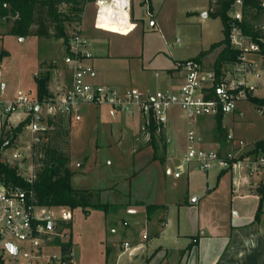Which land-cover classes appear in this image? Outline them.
Instances as JSON below:
<instances>
[{"label": "rangeland", "instance_id": "obj_1", "mask_svg": "<svg viewBox=\"0 0 264 264\" xmlns=\"http://www.w3.org/2000/svg\"><path fill=\"white\" fill-rule=\"evenodd\" d=\"M133 1L138 15L144 17L140 27L128 35L110 34L112 61H107L109 65L106 73L112 79L120 81L117 85L126 84L152 90L163 88L164 86L158 84L153 69L159 65L162 58L169 61L171 57L182 59L195 57L200 51L208 49L224 37L222 20L208 14L209 0H151L153 8L151 17L145 13L144 0ZM94 16L95 8L89 3L84 19L85 33L92 28ZM246 19L264 28V13L257 18L251 19L247 16ZM81 22L82 20L80 25ZM75 24L76 22L73 23ZM12 25V21L0 20V51L5 50L8 53L0 62V69L2 80L9 92L22 88L31 95H36L35 76L46 71L41 68L42 64L49 68L50 81L55 70L60 74L62 83L69 81L70 73L52 64L54 59L60 62L66 53L62 38L36 35L22 37L8 33ZM51 31H55L53 25ZM176 39H179L180 43H174ZM125 54L133 57L118 58V55ZM215 54L214 50L208 58H213ZM252 57L259 60L261 68L260 77H252L250 80L252 85H257L253 96L264 98V56L253 54ZM142 73L148 77L146 84L137 82ZM160 76L163 78L164 73L160 72ZM90 104L89 111H85L82 106L80 113L83 119L74 121L70 126L71 131L67 127V120L64 121L63 128L55 130L58 132L57 141L70 153L73 168L85 171V174L74 175L72 186L78 189L99 190L100 201L112 206V210L107 217L101 209L88 208L86 211L85 208L78 207L72 210L71 241L74 234L72 241L74 264L131 262L128 250L122 245L128 242L132 246L144 239L146 214L142 208L131 212L124 203L130 196L148 202L167 201L169 207L162 209L160 214L165 216L169 210L172 224L167 226L164 236L158 242L172 247L176 245L174 244L176 229L180 227L187 232L191 229L188 211L186 208L180 209L177 203L186 197L191 201L196 197L192 196L193 194L200 195L198 201L200 215L196 229L198 233L204 231V225L216 221L225 223L231 214L239 211L252 213L256 222L264 229V193H255L252 190L254 185L262 181L264 183V170L246 183L239 186L234 184L235 189L240 188L234 194L230 172L224 171L225 173L218 179V171L221 170L218 165L212 166L207 173L191 163L190 167L193 169L190 173L191 194L187 196V178L176 180L174 176L166 173L167 167L174 168L176 164L182 162V155L178 161L173 160L184 151L186 135L190 129L187 120L179 115L180 111H174L166 126H161L166 132V136L162 138L160 126L157 125L158 129L152 134L149 121L142 118L139 122L137 112L133 114L119 112L116 113V118H113L110 112L104 110L102 113L98 112L97 106L103 105ZM17 122L18 119H15L14 124L17 125ZM211 124H214L213 131L209 132L206 128L201 130L203 139H208L209 134L214 133L216 134L214 140H217L221 138L223 132L231 131L237 137L253 144L264 139V106L255 103L251 98L241 100L234 111L222 118H215ZM13 130L14 127L0 128V140L12 135ZM65 130L69 131V135ZM31 143L32 133L30 128L26 127L11 145L1 150L0 160L11 166H16L20 162L24 163V166L31 163L36 166L34 156L37 154L33 151ZM16 151H24L25 158L13 160L12 155ZM167 160L169 162L166 165ZM186 173L185 171L184 174ZM1 183L3 182L0 179ZM210 189L213 190L209 192ZM139 202L141 201L137 200L136 203ZM239 203H242L244 210L239 208ZM50 211L55 215L61 213L58 207L51 208ZM196 230L191 233L194 234ZM20 246V255L14 258L8 257L5 253L0 261L4 264H31V261L23 256L27 245L22 242ZM46 250L48 253L57 249L50 243ZM151 254L153 251H148L142 256L148 258ZM163 254V250L156 251V258L160 259Z\"/></svg>", "mask_w": 264, "mask_h": 264}, {"label": "built area", "instance_id": "obj_2", "mask_svg": "<svg viewBox=\"0 0 264 264\" xmlns=\"http://www.w3.org/2000/svg\"><path fill=\"white\" fill-rule=\"evenodd\" d=\"M96 5L95 27L120 34L134 30L132 22V0H91ZM147 11L150 1L145 0ZM264 6V0H262ZM246 0H235L228 14L231 18L230 44L237 51L236 60L227 62L218 75L214 67H207L202 59L196 57L176 64V77L166 88L152 90L137 87H121L112 84H98L88 80L91 68L85 61L92 57L88 50L89 40L82 30L80 22L69 31L66 53L60 62L52 60V64L65 65L71 71V83L60 94L40 100L37 95L18 88L14 92L7 90L2 80L0 69V128H15L26 122L32 133V145L39 144L50 126L48 120L63 117L66 120H80L83 104L94 103L110 106L114 111L141 113L146 115L149 123L165 126L170 120L173 110H178L185 117L190 129L186 135V143L182 153V162L166 168V173L180 178L186 171L192 173L191 163L199 170L208 171L218 165L222 171L232 175L233 184L239 186L246 183L254 175L264 170V152H253L254 144L228 132L226 139L232 146L224 151L209 149L200 145L194 128L195 119L202 116H220L231 113L238 102L249 98L251 78L261 75L259 60L253 54H261L260 46L252 42L243 33L241 22L244 19ZM0 20H3L0 17ZM175 43H180L176 39ZM18 119V124L14 120ZM23 128V129H24ZM30 146V148H31ZM13 160L25 158L24 151H16ZM18 172L29 183L35 178V165L24 166L17 163ZM32 188L12 187L0 184V259L7 253L16 258L21 254L20 243L27 249L23 256L31 264H74L73 247L64 251L63 246L71 240V230L58 222L69 221L73 215L71 210L58 207L61 213L55 215L51 206L37 205L32 199ZM59 241V242H58ZM56 251L46 252L49 244ZM13 245L17 253H13L8 245ZM125 250L131 255L135 246L125 242ZM0 264H4L0 261Z\"/></svg>", "mask_w": 264, "mask_h": 264}, {"label": "crops", "instance_id": "obj_3", "mask_svg": "<svg viewBox=\"0 0 264 264\" xmlns=\"http://www.w3.org/2000/svg\"><path fill=\"white\" fill-rule=\"evenodd\" d=\"M145 2V0H144ZM93 4L95 8V14H96V5L94 1H87L86 6L88 4ZM143 1L141 2V4ZM85 13H86V7L85 11L83 12V19L81 22L82 30L86 37L89 40V46L88 50L92 53V57L87 59L85 61L86 66L91 68V74L88 76V80L94 83L98 84H112L117 85L119 84L115 79H112L108 76L107 68L108 62L112 61L110 56V34H118V35H128L131 32L135 31L137 28L140 27L141 21L144 20L143 16L138 15L137 8L134 4V1L132 0V22L135 23V28L133 31L125 34H120L112 31H106L102 29H97L95 27V16L94 21L92 23V28L87 30V33H85V27H84V19H85ZM148 16L153 15V8L150 1V11L145 12ZM154 26V23H153ZM175 43V42H174ZM216 54L213 56V58H208L210 55L213 54V51L209 53L207 56L202 58L204 64L207 67H213V64L216 60V57L220 51V48L215 49ZM126 57H133L130 55H118V58L123 59ZM185 60L182 58H174L171 57V60H165L161 59L159 65L157 64L153 69L155 70L154 76L157 79L158 84H161L164 86L163 88H166L170 85L172 80L176 77V62ZM211 65V66H210ZM58 68H64L66 71H68L71 75V71L63 64H60L57 66ZM146 67H144L145 69ZM160 70V71H159ZM160 72L164 73L163 78L160 76ZM52 81H50V92L52 94H60L63 90H65L67 87H69L71 83V77L69 81H65L62 83L63 80H61L60 74H58L57 70L54 71V74L52 75ZM148 81V77L146 74L142 73L140 77H138L137 82H141L142 84H146ZM67 82V83H66ZM5 83V82H4ZM6 84V83H5ZM121 87H128V85L124 84L117 85ZM137 87V86H132ZM140 88V87H137ZM147 88V87H144ZM140 88V89H144ZM161 89V88H160ZM257 89V85H254L253 88V94L255 93ZM90 103L83 104V109L85 111H89ZM99 107V113H102V111L110 112V114L113 115V118H116L119 111H114L110 106H97ZM104 107V108H100ZM176 111L173 110L172 113ZM121 113V112H120ZM171 113V114H172ZM139 114V122L142 121V118H146L145 114ZM229 114V113H228ZM180 116H183L181 113H179ZM226 115V114H225ZM224 115L220 116H202L194 121V128L197 133V136L199 137L200 145L203 147L209 148V149H215V150H227L232 145L228 143L226 139V135L228 132L226 131L221 134V138L214 140V133L209 134L208 139L202 138L201 130L203 128H206V130H209V132L214 130V124H211L212 121H214L215 118H222ZM184 117V116H183ZM171 118V115H170ZM83 118L81 117L80 120H67V127H69V130L71 131V124L76 121H81ZM185 119V117H184ZM144 120V119H143ZM66 121V119H65ZM66 125V124H65ZM166 126V125H165ZM165 129L164 127H162ZM165 131V130H164ZM239 137V136H238ZM241 138V137H239ZM186 140V139H185ZM263 140V139H260ZM259 141V140H258ZM256 142V141H255ZM254 142V143H255ZM253 143V144H254ZM184 144V143H183ZM183 151L180 152L176 159L173 161H178L180 159V156L182 155ZM169 162V160L166 161V165ZM83 166V165H82ZM70 167L73 170L74 174L77 173H83L85 174V171L83 169H74L72 166V158L70 162ZM209 171V170H208ZM207 171V173H209ZM225 172L222 170L218 171V179L221 175H223ZM190 176L191 174L186 173L181 175L180 178H175L176 180L181 179L182 177H186L188 180V187H187V196L191 194V188H190ZM232 182V192L234 194L237 193L238 189L240 188H234L233 179ZM72 183V179H71ZM177 184V182H176ZM264 184L263 181L258 183ZM257 185H254L252 187V190L255 191V188ZM107 188H103L105 190ZM113 189V188H112ZM96 190V189H95ZM102 191V189H100ZM213 189H210L209 192H211ZM105 192V191H104ZM252 192V191H251ZM130 196V195H129ZM192 196H196L194 199L190 201L189 197H186L183 199L182 202H178L177 205H179L180 209L186 208L188 211V214L190 215L191 219V229L190 231H184L180 227L176 229L175 235H174V245L168 246L165 244L159 243L158 241L162 239L166 232V228L168 225L172 224V221L170 220V214H168L169 210L166 211L165 216H161L160 211L162 209H166L168 206L167 201L164 202H148L143 199H138L136 197L130 196L124 203L128 205V207L131 209V212H134L137 208H142L145 210L146 214V230H145V237L143 240H141L139 243H136L135 248L131 250L130 257L132 258L131 262L127 264H264V229L261 228L260 224L256 222L254 219V215L252 213H240L236 212L234 215H230V219L227 222H221L216 221L212 222L210 225H204L205 228L202 233H198L196 230L198 227V219L200 215V209L198 207V201L200 198V195L193 194ZM257 196V195H256ZM240 199V198H239ZM137 200L145 203V204H154L157 206H160L158 209H156L152 214H150V217L147 214L146 207L144 205L137 204ZM106 203V202H103ZM242 203H239V208H244L241 206ZM169 207V206H168ZM169 209V208H168ZM112 210V206H109L106 211H104L105 217H107ZM72 212V210H71ZM73 215V213H72ZM73 221V217L71 219ZM193 230H196L195 233H191ZM72 232H73V222H72ZM74 241V234L73 239ZM195 241V242H194ZM194 242L193 246L190 250L186 252H182L184 248H186L190 243ZM73 247V245H72ZM123 247V245H122ZM124 248V247H123ZM163 250L164 254L160 259L156 258V251ZM148 251H153V254H151L148 258L143 257L142 255Z\"/></svg>", "mask_w": 264, "mask_h": 264}, {"label": "trees", "instance_id": "obj_4", "mask_svg": "<svg viewBox=\"0 0 264 264\" xmlns=\"http://www.w3.org/2000/svg\"><path fill=\"white\" fill-rule=\"evenodd\" d=\"M87 1L89 0H0V17L5 22L12 21L13 25L8 33L22 37L27 35L45 38L57 37L62 38L66 44L69 38L68 33L73 23H78L82 20V14L85 11ZM234 1L209 0L210 9L208 14L222 20L224 37L195 56L198 59H202L215 49L220 48L213 64L218 75L221 74L225 63L233 62L237 57V51L230 44L231 18L228 14ZM262 13H264L262 0H246V9L241 27L243 33L248 35L252 42L260 46V53L264 56V28L258 27L246 19L247 16L251 19L257 18ZM51 25H53L55 30L53 32L51 31ZM7 54L5 50L0 51V62ZM182 62L183 60L177 61L176 64ZM44 65L42 64L41 68L46 69V71L35 76L37 84L36 95L40 100L52 95L49 90L51 73L49 68H45ZM249 98L255 103L264 106V98L253 96V94L249 95ZM64 121L63 117H58L55 120L49 119L48 122L53 128L47 131L39 144L33 146V151L37 155L34 156L36 166L35 178L32 183L27 182L19 174L17 166H11L2 160H0V179L7 186L32 188V199L37 205L64 207L69 210L83 207L86 211H88V208H96L105 211L108 209L109 204L100 201L99 190L78 189L72 186L71 179L74 172L70 167L71 155L68 150L59 145L57 141L58 132L55 131L57 128L64 127ZM25 125L26 122H22L15 127L12 135H8L7 138L0 140V145L6 142L7 145L4 148L11 145ZM150 126L152 127V134H154L156 129H158L157 125L151 123ZM159 130L160 135L164 138L166 132L162 127H159ZM65 131L69 135V131ZM253 152H264V139L254 143ZM255 191L257 193H264V184L257 185ZM139 205L146 207L149 217L150 214L160 207L143 202H139ZM61 226L68 227L71 230L72 221L60 220L58 222V229ZM194 242L190 243L182 252L190 250ZM70 247H72L71 240L67 244H64L63 249L66 251Z\"/></svg>", "mask_w": 264, "mask_h": 264}, {"label": "water", "instance_id": "obj_5", "mask_svg": "<svg viewBox=\"0 0 264 264\" xmlns=\"http://www.w3.org/2000/svg\"><path fill=\"white\" fill-rule=\"evenodd\" d=\"M251 93L253 94V88L251 89ZM6 145H7V142L4 143V144H1V145H0V151H1ZM8 247H9V249H10L13 253H17V250H16V248H15L13 245L9 244Z\"/></svg>", "mask_w": 264, "mask_h": 264}]
</instances>
